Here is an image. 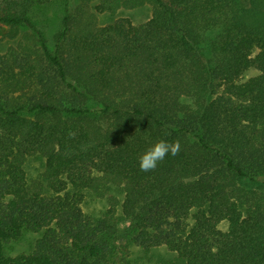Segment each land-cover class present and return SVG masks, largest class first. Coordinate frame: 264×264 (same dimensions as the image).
<instances>
[{
	"label": "trees",
	"instance_id": "16d2710c",
	"mask_svg": "<svg viewBox=\"0 0 264 264\" xmlns=\"http://www.w3.org/2000/svg\"><path fill=\"white\" fill-rule=\"evenodd\" d=\"M2 29L30 39L0 54V264H264V0H0ZM159 140L179 154L141 171Z\"/></svg>",
	"mask_w": 264,
	"mask_h": 264
},
{
	"label": "rangeland",
	"instance_id": "374dc122",
	"mask_svg": "<svg viewBox=\"0 0 264 264\" xmlns=\"http://www.w3.org/2000/svg\"><path fill=\"white\" fill-rule=\"evenodd\" d=\"M76 3L74 1L73 5ZM40 16L36 14L34 17L39 25L46 32L50 39H53L55 33L60 29V9L56 6H49L44 10L39 9ZM151 16V9L148 6L139 7L135 9H121L117 15L112 16L109 13H102L99 15L100 23H108L116 17H128L135 24L145 22ZM9 30L2 29L0 31V54L5 53L11 48L17 46V43L22 40L30 39V33L27 29H20L17 36L8 38ZM258 71L252 69L249 71L244 79H248L256 75ZM43 170V159L32 157L28 161V171L30 176L36 177L40 175ZM107 202L105 199L90 197L85 204V210L94 215H100L106 208ZM226 225V224H225ZM223 224V226L225 227ZM41 231H31L25 229L21 236L15 240L10 241L6 245V252L9 255H16L28 252L34 245L35 241L40 237ZM173 256V252L165 246L156 247L149 251L139 247H132V259L135 264H156L164 259H169Z\"/></svg>",
	"mask_w": 264,
	"mask_h": 264
},
{
	"label": "clouds",
	"instance_id": "9594fccd",
	"mask_svg": "<svg viewBox=\"0 0 264 264\" xmlns=\"http://www.w3.org/2000/svg\"><path fill=\"white\" fill-rule=\"evenodd\" d=\"M179 141L168 142L159 140L149 147L142 155L139 156V168L143 172L154 171L158 164L162 162L169 154L176 156L180 152Z\"/></svg>",
	"mask_w": 264,
	"mask_h": 264
}]
</instances>
